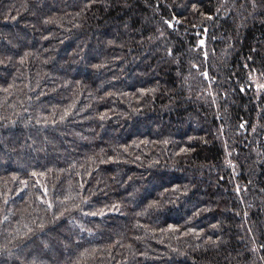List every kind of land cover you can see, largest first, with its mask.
I'll list each match as a JSON object with an SVG mask.
<instances>
[{
	"label": "trees",
	"instance_id": "16d2710c",
	"mask_svg": "<svg viewBox=\"0 0 264 264\" xmlns=\"http://www.w3.org/2000/svg\"><path fill=\"white\" fill-rule=\"evenodd\" d=\"M0 264H264V0H0Z\"/></svg>",
	"mask_w": 264,
	"mask_h": 264
},
{
	"label": "snow or ice",
	"instance_id": "6c2138e0",
	"mask_svg": "<svg viewBox=\"0 0 264 264\" xmlns=\"http://www.w3.org/2000/svg\"><path fill=\"white\" fill-rule=\"evenodd\" d=\"M169 26H171V25H169ZM203 43H204V42L201 40V41H200V44H203Z\"/></svg>",
	"mask_w": 264,
	"mask_h": 264
}]
</instances>
